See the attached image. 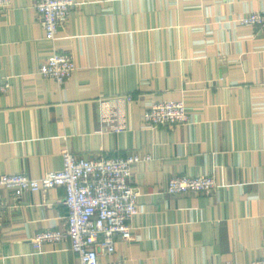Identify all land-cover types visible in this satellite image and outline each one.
<instances>
[{"label":"crops","instance_id":"crops-1","mask_svg":"<svg viewBox=\"0 0 264 264\" xmlns=\"http://www.w3.org/2000/svg\"><path fill=\"white\" fill-rule=\"evenodd\" d=\"M0 7V174L40 177L77 157L136 156L131 238L99 264H251L264 254V26L239 16L264 0H74L56 40L34 0ZM55 51L75 65L59 85L38 69ZM127 97L131 100L127 101ZM182 100L189 120L150 128L152 102ZM115 128H119L116 130ZM212 174V193L169 194L172 176ZM65 191L0 187V264H77Z\"/></svg>","mask_w":264,"mask_h":264},{"label":"built area","instance_id":"built-area-1","mask_svg":"<svg viewBox=\"0 0 264 264\" xmlns=\"http://www.w3.org/2000/svg\"><path fill=\"white\" fill-rule=\"evenodd\" d=\"M8 0H0V7L7 8ZM74 0H34L33 8L44 30V38L54 42L59 30L76 6ZM241 26H264V10L239 16ZM75 70L71 55L55 51L39 67L38 73L61 85ZM10 89L8 79H0V95ZM127 101L131 98L127 97ZM189 115L182 100L152 102L143 114L150 128L183 124ZM118 130L119 128H115ZM62 167L40 177L25 174H0V187L17 192L47 191L62 186L67 207V229H42L34 234L37 245L59 244L69 240L76 254L77 264H99V254H112L116 239L131 238L130 222L137 213L136 195L130 185L132 166L136 156L98 157L84 159L71 152H62ZM216 189L212 174L197 176H172L166 186L169 194L213 193ZM251 264H264L263 256Z\"/></svg>","mask_w":264,"mask_h":264},{"label":"rangeland","instance_id":"rangeland-1","mask_svg":"<svg viewBox=\"0 0 264 264\" xmlns=\"http://www.w3.org/2000/svg\"><path fill=\"white\" fill-rule=\"evenodd\" d=\"M161 102H166V101H161ZM188 120H189V118H188ZM188 122V121H187ZM186 123V122H185ZM146 124V123H145ZM148 126V125H147ZM171 126H173V125H171Z\"/></svg>","mask_w":264,"mask_h":264}]
</instances>
